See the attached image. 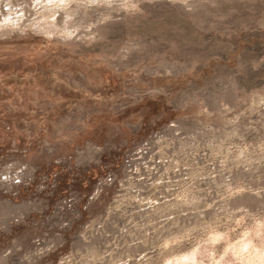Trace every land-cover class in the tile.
I'll return each mask as SVG.
<instances>
[{"label": "rangeland", "instance_id": "obj_1", "mask_svg": "<svg viewBox=\"0 0 264 264\" xmlns=\"http://www.w3.org/2000/svg\"><path fill=\"white\" fill-rule=\"evenodd\" d=\"M0 264H264V0H0Z\"/></svg>", "mask_w": 264, "mask_h": 264}]
</instances>
